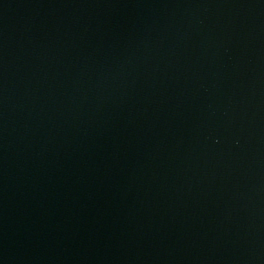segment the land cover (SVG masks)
Instances as JSON below:
<instances>
[{
  "label": "water",
  "instance_id": "95a60500",
  "mask_svg": "<svg viewBox=\"0 0 264 264\" xmlns=\"http://www.w3.org/2000/svg\"><path fill=\"white\" fill-rule=\"evenodd\" d=\"M0 264H264V0H0Z\"/></svg>",
  "mask_w": 264,
  "mask_h": 264
}]
</instances>
